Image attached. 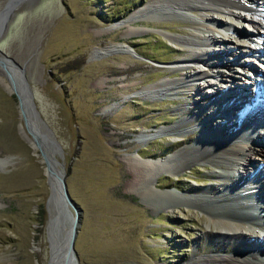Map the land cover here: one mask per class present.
Here are the masks:
<instances>
[{"label":"rangeland","instance_id":"rangeland-1","mask_svg":"<svg viewBox=\"0 0 264 264\" xmlns=\"http://www.w3.org/2000/svg\"><path fill=\"white\" fill-rule=\"evenodd\" d=\"M149 2L0 0V62L12 66L13 72L5 73L6 80L11 82V77L32 102L23 113L22 99L0 80V264L47 262V198L51 186L42 147L45 152L55 147L56 151L48 152L64 175L73 204H68L69 210L72 214L78 211L74 241L78 264H189L193 258L230 254L259 245L237 236H220L216 225L208 220L209 207L191 199L200 194H222L217 190L222 179L215 172L230 176L237 173L234 168L223 163L217 168L203 167L201 164L207 161L191 159L193 169L187 167L175 175L162 168L147 182L144 173L131 166L136 159L152 163L168 160L196 142L205 148L210 142L216 146L221 143L210 131L209 137L198 139L197 133L176 145L180 134L188 136L195 130L194 123H199L196 129L204 132V122L212 116L222 117L218 115L217 99L209 101L217 104L215 111L209 118H202L212 106L205 105L207 101L199 90H191L190 94L181 87L180 93L175 89L139 93L145 86L164 81L171 84L189 74L197 89H208L207 81L223 88L226 81L216 76V71L202 63L187 64L183 60L186 47L169 38H191L189 30L198 27L186 21V16L203 20L214 12H154L146 20L121 24ZM215 13L238 24L239 29L253 30L251 24L235 22L225 12ZM216 26L219 38H229L224 25ZM252 37L254 44L264 49V37ZM121 45L134 51H124ZM225 45L214 42L204 46L203 51L212 53ZM95 48H99L96 55ZM240 54V60L230 57L231 70L222 67L220 74L226 70L237 79L253 82L258 72H264V50ZM246 57L253 70L240 66L239 61ZM182 65L185 69L180 68ZM200 68L208 74L197 78ZM102 77L109 80L99 83ZM108 104L112 108L105 113L102 109ZM182 119L185 124L173 128ZM237 124L234 115L232 125L223 129L231 130L235 125L233 130L241 131ZM253 130L264 132V125ZM229 133L226 138L232 142ZM27 135L41 146L35 148ZM252 141L258 148L256 156L262 158L264 138ZM240 161L239 167L245 173L246 160ZM257 162L262 159L254 161L253 167L262 169ZM225 167H230L228 172ZM258 171L264 174L263 169ZM239 186L250 188V182L243 180ZM170 192L178 197L164 201L162 194ZM252 196L248 198L253 203L250 209L264 223V216L254 205L262 198ZM255 233L263 239L262 231Z\"/></svg>","mask_w":264,"mask_h":264},{"label":"bare ground","instance_id":"bare-ground-1","mask_svg":"<svg viewBox=\"0 0 264 264\" xmlns=\"http://www.w3.org/2000/svg\"><path fill=\"white\" fill-rule=\"evenodd\" d=\"M241 10H246L247 12L252 13V15L248 16ZM164 11H174L178 14L181 13L180 15L187 14V11L199 13H204L206 11L214 12L209 16L207 15L203 20L189 18V16H186V21L191 23L193 22L198 27V29L189 30L190 32L188 34L191 36V38H169L172 43L181 45V47H186L187 54L183 60H185L187 64L195 65L202 63L206 67H210V69L216 71L215 75H220L222 80L224 79L226 82L223 85V88H218L215 86V83L211 84L209 81H207L208 89L204 90L201 89V87H198L197 89L191 82L192 75L188 73L189 75H185V77L180 81H176L171 84L165 81L158 82L153 85L145 86L139 93H143L145 95L155 94L163 89H175L178 93H180L182 90L181 87H183V90L190 91V94L193 93L191 90H199L204 97L205 102L207 101L205 105L212 106L210 108L212 111L208 112V110H205L206 112L204 113H207L208 115L206 114L205 116H202V118H209V115L211 116L217 106H219L218 111H221L220 113H222L223 118L214 117V119H212L213 123L211 121V125H207L208 122H204V126L202 128L204 132H201L200 128L196 129L199 123H194L197 125L194 127L195 130L188 136L180 134L176 145H179L181 142L186 141L189 137L196 135L197 133L199 134L198 139L209 137L207 136L208 133H210L212 129L217 130V127L218 130L215 132L214 136L216 139L220 140L221 143L218 142L219 144L216 146L213 142H210L205 148L204 146H197L196 142L195 146L180 150L169 157L168 160L166 159L165 161L159 163H152L138 162L139 160L136 159V161H134V165L131 166L137 172L142 171L144 173V179L147 178V182L151 180V177L154 174L159 173L162 168H166L167 171L172 172L175 175L181 173L187 167L190 170L193 169V166H190L189 163L191 159H199L205 162L207 161V163L201 164L203 167L217 168L221 166V163H223L224 165H229L230 167L234 168L237 173H232L230 176H226L227 174L223 173L221 175V172L218 170L215 172L217 176L222 179L218 183L217 187L219 192H223L222 194L216 193L210 197L200 194L198 197H191V199L197 204H203L209 207V210H206L209 213L208 220L210 223L216 225L218 234L220 236L224 238H234L237 236L240 237L242 241L247 243H260L257 245V248L255 245L252 248L230 254H218L204 256L202 258H193L189 264H264V223L260 222L256 218V215L253 214L250 209V206H252L253 203L251 200H248L252 194H258V196H260L262 199L254 202V205L259 207L262 216H264V174L262 171H258L262 169L264 170V156L262 158H260V156H256L258 148L255 143H253V141L250 142L251 140L257 141L258 139L264 138V132H257L253 130L254 127L264 125V72H258V77L253 80V82H251L252 80L245 81L243 77L242 79H237L235 77L237 75L232 76L233 74L226 72V70L224 73L220 74L222 67L231 70L232 64L230 57L240 60L239 58L242 56L240 54L241 52L251 54L256 51L258 52L260 50H264L260 46L254 44V38L252 37H264V0H150L147 6L133 12L125 21L121 22V24L125 23L127 25H131V23L135 20H146L151 13H161ZM218 11L222 13L225 12L231 18H234L235 22H240L242 20L246 23H249V25L251 24L253 26V30L239 29L240 27L238 24H235L230 20H225L222 17L216 15L217 13L215 12ZM207 21L208 23L206 24L205 22ZM219 23L224 25L223 27H225L226 31L228 32L226 35H228L229 38H219L218 33H216L220 32L216 26ZM241 35L245 36L243 40L240 38ZM221 36L223 37V35ZM219 39H222V41H219ZM226 39L229 40L227 41ZM214 42H222L226 45L225 47L220 46V48L214 49L212 53L203 51L204 46H210V44ZM243 44L244 46L240 49ZM121 47L124 49V51L130 52V48H128L127 45H121ZM196 49H198L199 52H197L198 50ZM97 51H99V48H95L93 54L96 55L95 53ZM248 60L250 59L246 57L242 61H239L240 66H243L245 69L249 68V70H253L252 65L248 63ZM3 63L7 65H3ZM3 63L0 62V80L3 81L10 90L17 92L20 97V101L22 99V109L24 113V111L30 105H32V102L27 97L26 92H24L19 83L18 84L20 87L13 83L14 81H12L13 79H11V77H9L11 82L6 80L5 73H12L14 69L11 65H8L7 62L3 61ZM180 68L185 69L183 65ZM206 74H208L206 69L200 68L195 76L199 78V76H205ZM230 79L232 80L230 81ZM107 80H109L107 77H102L99 83H106ZM232 82L234 85H231ZM250 82L252 84L251 88H255L253 89L255 94L252 92V89L249 86ZM235 90H246L247 92L240 93L239 91L235 92ZM249 90H251V93H249ZM252 93L255 95V97ZM237 97L244 100L242 102H238ZM210 99H217V103H219V105L209 102ZM111 108L112 106L108 104L103 107L102 111L106 113ZM182 111L179 113L182 114ZM232 113H235L234 115L241 120V122H239V130L250 134V137L245 136L244 132H235V130H233L235 125H233L231 130L223 129V127L227 126V124L228 126L232 125L234 117ZM246 117H248V119H246ZM194 120L197 121L198 118H195ZM203 121L204 120H202V122ZM184 124L185 122L182 119L176 125H174L173 128L180 127L181 125L183 126ZM249 126H252L253 128H250ZM228 132H230L233 136L232 142L227 141L228 138H226V136L228 135ZM230 133L229 135H231ZM27 137L35 148L41 146L36 138L35 141L28 135ZM48 151L51 153L56 150L54 147L48 148ZM48 151L45 152V149L42 147V152L45 156L43 162L46 164L45 172L49 177L52 193H55V188L58 186L59 179L61 176L64 177V175H62L63 173L59 168L58 161ZM261 151L264 152V150ZM243 159L246 160L244 166L245 173L239 167V164L241 163L240 160ZM259 159H262V162H257L256 165L258 166V164H262V169L253 167L254 161H259ZM0 160L2 159L0 158ZM136 180L135 183L138 182V180ZM243 180L250 182V188H241V185L239 186V183L243 182ZM208 191L210 190L208 189ZM198 192H203V189L199 190ZM227 196L230 197L227 198ZM162 197L164 201L171 202L178 196L170 192L168 195L162 194ZM230 200L234 201V204H231ZM52 204V198L49 197V219L47 222V233L51 232L52 218L55 212ZM68 229L70 228L68 227ZM255 231H262L263 237L262 235L261 237L263 239H259L258 234L255 233ZM230 249L228 248V250Z\"/></svg>","mask_w":264,"mask_h":264},{"label":"water","instance_id":"water-1","mask_svg":"<svg viewBox=\"0 0 264 264\" xmlns=\"http://www.w3.org/2000/svg\"><path fill=\"white\" fill-rule=\"evenodd\" d=\"M130 49L134 51L132 48ZM49 197L52 198V205L55 212L52 218L51 232L47 233L49 256L46 264H78L74 247L77 233L78 211L76 210L75 214H72L69 210L68 204H73L63 176L59 179L55 193H52L51 188V192L47 198V206Z\"/></svg>","mask_w":264,"mask_h":264},{"label":"trees","instance_id":"trees-1","mask_svg":"<svg viewBox=\"0 0 264 264\" xmlns=\"http://www.w3.org/2000/svg\"><path fill=\"white\" fill-rule=\"evenodd\" d=\"M41 212L42 213L44 212V208L43 207L41 208ZM40 223H43V220H41Z\"/></svg>","mask_w":264,"mask_h":264}]
</instances>
